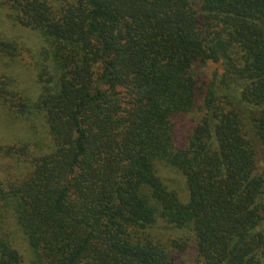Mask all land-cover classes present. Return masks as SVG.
<instances>
[{
  "label": "trees",
  "instance_id": "trees-1",
  "mask_svg": "<svg viewBox=\"0 0 264 264\" xmlns=\"http://www.w3.org/2000/svg\"><path fill=\"white\" fill-rule=\"evenodd\" d=\"M4 8L44 45L38 92L0 74L27 130L0 144V264L25 261L12 223L31 264H264V0Z\"/></svg>",
  "mask_w": 264,
  "mask_h": 264
},
{
  "label": "rangeland",
  "instance_id": "rangeland-1",
  "mask_svg": "<svg viewBox=\"0 0 264 264\" xmlns=\"http://www.w3.org/2000/svg\"><path fill=\"white\" fill-rule=\"evenodd\" d=\"M0 39L12 43L17 49L15 54L10 50L11 47L7 50H0V74H7L8 76L15 77L18 80L19 90L28 92L29 94L38 92L39 84L36 82V73L38 70L36 69V65L38 60H40L39 52L44 45V38L35 30L20 25H14L8 16V10L4 8L0 12ZM217 69H219V66L214 63H208L205 67L198 64V66H196V73L197 76L201 78V81L204 82ZM0 112L1 145L5 143L12 144L19 138L27 136L24 121L15 118L5 107H1ZM191 117L192 116H190V118ZM184 125H186V122H184ZM4 169L2 164H0V177L2 179H4L6 175ZM165 174L170 176L173 180H178L176 177L178 174H174V171L171 169H165ZM179 188L180 190H182V188L185 189L183 183L179 184ZM10 230L14 233L15 245L24 255L25 261L23 264H31L32 253L28 243L24 240L22 232L15 223L11 224ZM195 258L192 252H188L178 256L177 260L181 264H198Z\"/></svg>",
  "mask_w": 264,
  "mask_h": 264
}]
</instances>
